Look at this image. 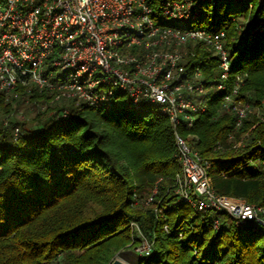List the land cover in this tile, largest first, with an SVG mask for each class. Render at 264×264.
Wrapping results in <instances>:
<instances>
[{
	"label": "trees",
	"instance_id": "trees-1",
	"mask_svg": "<svg viewBox=\"0 0 264 264\" xmlns=\"http://www.w3.org/2000/svg\"><path fill=\"white\" fill-rule=\"evenodd\" d=\"M241 11L248 25L264 19V5ZM206 18L207 30L225 31L231 78H242L238 98L264 107V34L246 43L236 40L229 19L218 13ZM193 49L197 57L188 70L199 66L207 96L213 95L205 114L179 132L195 136L194 148L212 161L208 178L217 194L264 206V122L250 115L236 132L222 93L212 86L217 57L202 43ZM15 92L7 100L0 93V115L26 99L47 107L37 111L33 119L39 124L32 128L0 121V264H110L117 252L144 240L150 251L138 264H264V230L236 229L227 220L226 229L214 230L178 201L174 177L180 165L165 115L122 103L109 110L74 100L52 106L53 93L34 85L29 91L18 85ZM63 103L67 119L47 116L50 107L60 110ZM16 125L20 135L13 141ZM231 133L247 134L245 146L227 143ZM155 184L151 207L138 208L135 196L140 200Z\"/></svg>",
	"mask_w": 264,
	"mask_h": 264
},
{
	"label": "built area",
	"instance_id": "built-area-1",
	"mask_svg": "<svg viewBox=\"0 0 264 264\" xmlns=\"http://www.w3.org/2000/svg\"><path fill=\"white\" fill-rule=\"evenodd\" d=\"M224 3L253 10L264 0H0V93L7 100L18 85L27 91L34 85L53 93L48 100L52 106L74 100L109 110L122 103L129 110L165 115L180 165L174 177L178 201L214 230L226 229L224 220L236 229L264 230V206L217 194L208 178L212 161L194 148L195 136L179 132L191 128L207 110V79L199 66L188 70L197 57L196 43L217 57L212 86L222 93V107L232 114L236 132L250 115L264 122L261 106L238 98L242 78H231L225 31L192 25L205 19L210 8ZM243 23L235 25L237 40L251 43L264 34V19L248 25L244 18ZM26 103L35 101L26 99ZM38 104L45 112L46 103ZM11 113L5 116L4 126ZM16 116L23 119L20 111ZM47 116L67 119L68 105ZM19 135L20 125H16L12 140ZM247 136L231 133L227 143L244 147ZM216 148L221 149V144ZM155 192L156 184L143 197L145 203L152 204ZM143 198L135 196V204ZM130 226L138 231L134 222ZM143 242L146 255L150 244Z\"/></svg>",
	"mask_w": 264,
	"mask_h": 264
},
{
	"label": "rangeland",
	"instance_id": "rangeland-1",
	"mask_svg": "<svg viewBox=\"0 0 264 264\" xmlns=\"http://www.w3.org/2000/svg\"><path fill=\"white\" fill-rule=\"evenodd\" d=\"M254 3L257 2V0H252ZM210 17L213 16L214 14L218 13V16L220 17V19L224 20V19H232L234 18L235 21L232 22L234 25H244V15L245 13L243 11H241V8L236 7L235 5H230L227 3L221 4L219 5V7H213L210 8V11L208 12ZM211 22V18H206L203 20L202 24H199V21L194 22L192 25L194 27H205L208 26ZM237 40V39H236ZM209 91L207 90V93ZM212 93H209L207 97L212 96ZM193 96L198 100L200 99V95L197 93H194ZM25 105H20V107L16 108L15 110L11 111V115L8 117L9 119H14L20 122H24V126L26 128H32L35 126H38V121L34 120L33 118L35 117V114L37 113V111L39 110V104L35 102L34 103H24ZM66 103H63L61 106H65ZM62 107V108H63ZM51 109L47 112L48 113L53 110L54 107H50ZM57 108H60V106H58ZM20 111L23 115V119H19V117L16 116V113ZM40 111V110H39ZM264 113V107L260 108V114ZM5 117L0 115V121H4ZM7 120V119H6ZM21 124V123H20ZM138 208H150L151 204H147L145 203V198L142 199V201H140L137 204ZM143 244H145V242H143L140 246L138 247H133V248H126V249H122L119 252H117L115 254V257L121 259L122 261H124L127 264H138V261L141 257V255L143 254Z\"/></svg>",
	"mask_w": 264,
	"mask_h": 264
},
{
	"label": "water",
	"instance_id": "water-1",
	"mask_svg": "<svg viewBox=\"0 0 264 264\" xmlns=\"http://www.w3.org/2000/svg\"><path fill=\"white\" fill-rule=\"evenodd\" d=\"M110 264H127L124 261H122L121 259L117 258L114 256V258L112 259V261L110 262Z\"/></svg>",
	"mask_w": 264,
	"mask_h": 264
}]
</instances>
